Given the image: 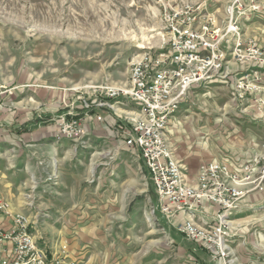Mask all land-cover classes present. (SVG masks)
<instances>
[{
    "label": "crops",
    "instance_id": "0c3cea01",
    "mask_svg": "<svg viewBox=\"0 0 264 264\" xmlns=\"http://www.w3.org/2000/svg\"><path fill=\"white\" fill-rule=\"evenodd\" d=\"M232 81L230 75L206 88L193 86L168 119L167 138L189 178L208 162H224L237 172L264 144V123L253 119L250 109L232 106ZM29 90L34 107L43 103L29 112L30 119L0 115V199L29 217L48 254L62 253L65 244L77 264H220L201 240L177 231L187 212L166 217L159 211L142 157L124 144L119 126L137 105L119 98L114 109L95 106V95L76 88ZM68 111L81 118L86 133L79 139L81 148L76 140H56L58 116ZM21 127L26 131L13 133ZM104 149L111 153L108 158ZM147 205L156 206L153 223L146 219ZM200 205L194 221L210 224L217 205L206 199ZM228 219L226 239L238 262L264 258V191L239 198ZM6 222L0 217L1 224Z\"/></svg>",
    "mask_w": 264,
    "mask_h": 264
},
{
    "label": "built area",
    "instance_id": "2783aa9c",
    "mask_svg": "<svg viewBox=\"0 0 264 264\" xmlns=\"http://www.w3.org/2000/svg\"><path fill=\"white\" fill-rule=\"evenodd\" d=\"M242 1L233 2L239 15L245 14ZM250 8L258 9L256 5ZM228 12V21L218 26L205 2L202 6L185 4L165 11L167 44L156 51H145L131 62L125 89L101 84L90 90L97 98L95 106L114 109V100L119 98L138 106L120 123L124 144L135 148L142 157L159 199V211L166 216L175 211L187 212L189 216L177 225V231L189 240H201L207 253L220 264L235 261L226 238L228 218L238 199L252 190L264 191V145L262 152L254 151L237 172L230 171L224 162H208L189 178L185 163L174 156L166 125L193 86L206 88L210 82L230 75L232 101L240 111L251 106L260 110L264 104V40L246 37L236 20L232 21L233 8ZM90 105L83 98V107ZM57 123L58 134L75 137L78 144L81 134H86L81 118L71 111L60 116ZM201 199L217 205L210 224L193 219L195 212L200 211ZM155 207L146 211L148 220L153 218ZM0 217L7 221L5 225L0 223V264H39V258H52L29 246L19 212L3 199ZM52 264H74V259L67 256L65 244L61 261Z\"/></svg>",
    "mask_w": 264,
    "mask_h": 264
},
{
    "label": "rangeland",
    "instance_id": "374dc122",
    "mask_svg": "<svg viewBox=\"0 0 264 264\" xmlns=\"http://www.w3.org/2000/svg\"><path fill=\"white\" fill-rule=\"evenodd\" d=\"M204 2L218 26L228 21L225 17L233 8L232 21L244 35L264 40V0H243L242 15L234 0H0V115L30 119L29 112L43 106L34 107L27 96L30 87L91 92V87L101 84H124L131 62L167 44L164 12ZM251 5L258 9L252 11ZM249 109L253 119L264 123V104L260 110ZM12 130L26 131L25 127ZM263 145L253 149L251 156L262 152ZM107 151L102 154L108 158ZM150 206L155 205H147L146 211ZM232 256L234 264H242ZM252 264H264V258Z\"/></svg>",
    "mask_w": 264,
    "mask_h": 264
},
{
    "label": "bare ground",
    "instance_id": "6f19581e",
    "mask_svg": "<svg viewBox=\"0 0 264 264\" xmlns=\"http://www.w3.org/2000/svg\"><path fill=\"white\" fill-rule=\"evenodd\" d=\"M108 86L117 87V89H125V83L119 86L108 84ZM93 87H99V85L93 86ZM84 135L85 134H81L80 139ZM61 138L75 140V137L57 134L56 140H59ZM17 212H19L21 216V224L23 225V227H26L27 229V236L29 238V246L31 248H34L35 252H39L40 254H47V251L43 247H41L37 242V236L33 232L34 228L31 227V221L29 220V217L25 215L24 213L20 212V210L19 211L17 210ZM62 253H64V251ZM62 253L61 254L55 253V254L50 255L52 258H39V264H52V261H61ZM74 264H77V261L74 260Z\"/></svg>",
    "mask_w": 264,
    "mask_h": 264
}]
</instances>
